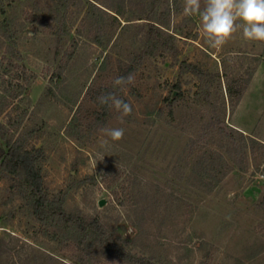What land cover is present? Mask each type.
I'll return each mask as SVG.
<instances>
[{"label":"rangeland","instance_id":"1","mask_svg":"<svg viewBox=\"0 0 264 264\" xmlns=\"http://www.w3.org/2000/svg\"><path fill=\"white\" fill-rule=\"evenodd\" d=\"M5 1L0 130L44 151L49 193L70 213L98 217L154 264H264V41L246 39L241 28L212 48L200 18L185 16L184 0H177L181 11L170 30L181 34L178 58L146 60L134 76L136 89L125 91L131 115L121 122L112 109L100 126L94 121L101 86L137 50V31L118 30L105 49L87 22V2L70 0L68 31L58 41L62 0ZM125 8L140 6L127 1ZM108 11L100 17L111 35L118 26ZM225 109L232 137L214 129L201 138L203 124ZM106 127L123 128V138L112 141L101 131ZM243 137L259 144L242 148ZM211 151L224 158L217 179L200 182L195 162ZM12 186L0 170V264H80V252L44 236ZM89 264L121 263L99 255Z\"/></svg>","mask_w":264,"mask_h":264},{"label":"trees","instance_id":"2","mask_svg":"<svg viewBox=\"0 0 264 264\" xmlns=\"http://www.w3.org/2000/svg\"><path fill=\"white\" fill-rule=\"evenodd\" d=\"M69 1L62 0L57 5L55 18L59 22V27L55 34L58 36V41H61L68 31L65 22ZM85 1L87 2V22L89 21L97 28L95 41L105 49L113 42L118 30L120 32L137 31L134 39L137 50L132 54L129 61H119L118 76H127L130 73L135 76L149 58L165 56L166 53H171L178 58L180 54L176 44L178 33H172L170 30L173 13H180L181 11L177 0H139L136 5L134 0H116L113 3L108 0ZM127 1L131 6H140V8L136 11H127L125 8ZM5 3L8 4L5 0H0L1 13L5 12ZM108 10L115 13L112 15V19L118 26L111 35L107 30L106 20L104 21L100 17L101 13L108 15ZM120 18L125 22L124 25H121ZM104 36L108 37V42L104 41ZM128 88L136 89L134 84H129L121 91L118 87L113 86L112 81L104 87L101 86L100 95L115 92L130 104L125 96V91ZM175 88L180 90L179 85ZM229 92L232 95L231 92L233 91L229 90ZM241 97L242 92L238 95L239 99ZM99 106L101 111L97 113L94 125L105 126L111 116L112 108L100 103ZM225 115L226 109L214 113L210 120L203 124L201 138H208L214 129H217L222 137L231 138L232 132L224 126ZM243 138L242 148H247L249 142H251L253 149L259 144L252 137ZM211 153L210 156H201L195 162L193 175L200 182H205L214 175L217 179L218 170L221 166L218 161L221 162L224 158L220 155L215 160L213 156L215 152L211 151ZM44 160L45 153L42 149L26 148L23 143L11 142L5 135L1 134L0 130V170L13 181V190L22 198L25 212L30 219L38 224L44 236L80 252V264H89L90 259H95L99 255L114 258L121 264H154L149 257L135 255L128 241L113 233L98 217L89 218L68 212L63 199L59 196H52L46 187L43 170ZM216 179L214 178L210 184L214 185Z\"/></svg>","mask_w":264,"mask_h":264},{"label":"clouds","instance_id":"3","mask_svg":"<svg viewBox=\"0 0 264 264\" xmlns=\"http://www.w3.org/2000/svg\"><path fill=\"white\" fill-rule=\"evenodd\" d=\"M183 13L185 16L195 15L200 18L212 48L223 46L227 39L241 28L246 39L264 41V0H205L203 7L201 0H184ZM134 80L135 77L131 73L118 76L113 81V86L123 91L124 87L133 84ZM97 99L100 104L118 112L121 122L132 113V106L115 92L102 94ZM101 131L112 141H119L124 136L123 128L106 127ZM102 142L108 143L107 140Z\"/></svg>","mask_w":264,"mask_h":264},{"label":"water","instance_id":"4","mask_svg":"<svg viewBox=\"0 0 264 264\" xmlns=\"http://www.w3.org/2000/svg\"><path fill=\"white\" fill-rule=\"evenodd\" d=\"M104 205H105V201H104V200H100V201H99V206H100V207H103Z\"/></svg>","mask_w":264,"mask_h":264}]
</instances>
